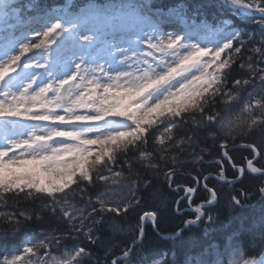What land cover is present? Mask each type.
<instances>
[{
	"label": "snow or ice",
	"instance_id": "6c2138e0",
	"mask_svg": "<svg viewBox=\"0 0 264 264\" xmlns=\"http://www.w3.org/2000/svg\"><path fill=\"white\" fill-rule=\"evenodd\" d=\"M0 32V264H264V0H0Z\"/></svg>",
	"mask_w": 264,
	"mask_h": 264
},
{
	"label": "trees",
	"instance_id": "16d2710c",
	"mask_svg": "<svg viewBox=\"0 0 264 264\" xmlns=\"http://www.w3.org/2000/svg\"><path fill=\"white\" fill-rule=\"evenodd\" d=\"M41 2L49 4V5L67 4V3H76V4L96 3V4L104 5L108 3L118 2V0H41ZM157 3H160L161 5H172V4L184 3L188 5L189 12H191L196 9L197 5L207 4V1L205 0H157ZM201 10L207 13V19L211 21L212 23H216L221 18L217 9H215L214 7L213 8H203ZM214 16H215V19H214ZM234 156L236 157L237 161L240 160L239 152L234 153ZM251 203L253 206L243 211L242 215L244 217L258 216L260 212L264 210V202H261L257 199L255 201H252ZM9 210H12V209L10 208ZM220 219L223 222L224 227L219 232H212L208 234H204L200 232V233H197L196 236L192 240L186 241V245H188L187 250L189 254L194 255L204 250L206 247H208L214 242L221 243V235L228 234L229 229L235 226L236 223H238L235 215L228 213L226 209H221ZM181 222L182 221L180 217L166 218L162 222L161 227L165 231H172L173 229L178 228V226L181 225ZM26 231L27 230H25V232ZM24 234L25 233H21L20 238H22Z\"/></svg>",
	"mask_w": 264,
	"mask_h": 264
},
{
	"label": "rangeland",
	"instance_id": "374dc122",
	"mask_svg": "<svg viewBox=\"0 0 264 264\" xmlns=\"http://www.w3.org/2000/svg\"><path fill=\"white\" fill-rule=\"evenodd\" d=\"M12 23H14V22H12ZM11 31H13L16 35H19V29H12ZM214 245V244H213ZM218 245V244H217ZM198 255V254H197ZM211 259H213V260H215L216 259V257L213 255V256H211L210 257Z\"/></svg>",
	"mask_w": 264,
	"mask_h": 264
}]
</instances>
